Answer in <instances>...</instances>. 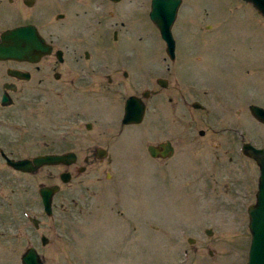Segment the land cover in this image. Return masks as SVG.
Listing matches in <instances>:
<instances>
[{
  "label": "rangeland",
  "instance_id": "1",
  "mask_svg": "<svg viewBox=\"0 0 264 264\" xmlns=\"http://www.w3.org/2000/svg\"><path fill=\"white\" fill-rule=\"evenodd\" d=\"M38 3L34 9L37 5L29 8L21 0H3L0 32L30 22L64 51L94 50V42L100 51L99 36L112 38L121 27L124 40L112 38L103 50L124 60V66L108 60L107 70L124 69L128 76L120 74L111 89L95 92L15 96L21 105L15 129L8 139L7 130L0 131L8 156L72 150L80 164L85 156L94 163L86 171H71L70 185L55 196L49 217L39 188L61 183L60 173L69 168L21 173L0 153V264H22L30 246L45 264H246L247 209L256 201L260 170L242 144L264 147V124L249 109L264 107L263 16L244 0H182L171 60L149 17L151 0ZM160 77L168 80L166 88L158 85ZM147 89L157 93L145 100L143 122L123 125L125 100ZM195 101L204 108L192 107ZM41 106L50 107L42 121ZM37 122L45 131L29 133ZM165 140L172 141L175 155L152 158L148 145ZM99 147L108 150L104 159L96 157ZM95 202L101 206L98 215ZM29 216L40 219L39 229ZM42 235L49 238L46 245Z\"/></svg>",
  "mask_w": 264,
  "mask_h": 264
},
{
  "label": "water",
  "instance_id": "2",
  "mask_svg": "<svg viewBox=\"0 0 264 264\" xmlns=\"http://www.w3.org/2000/svg\"><path fill=\"white\" fill-rule=\"evenodd\" d=\"M118 2L120 0H112ZM252 4L255 9L264 17V0H245ZM182 0H151L150 19L158 28L162 39L166 43V52L174 60L176 57V40L173 35V25L177 19L179 8ZM63 15H59L62 17ZM53 47L41 35L38 28L33 24L21 25L10 28L2 32L0 40V59H14L20 61L38 62L44 54L51 52ZM24 76L22 72H16ZM127 75V72H125ZM157 82L162 87L168 86V81L159 78ZM151 91H144L141 96L131 95L126 99L124 107V116L122 123L124 125L140 124L146 113L145 99L149 98ZM7 96H4V101ZM196 108L202 105L198 102L193 104ZM252 115L264 123V108L262 106L250 105ZM92 128L91 124L87 126ZM200 134L204 135V131ZM245 154L254 159L259 166L260 176L258 182V191L256 193V202L248 208L249 213V230L251 233V245L249 249L247 264H264V147L258 148L250 142L243 144ZM148 151L153 158H171L174 155L175 148L170 140L158 144H150ZM3 157L7 164L13 169L22 172H37L45 165H69L76 161V153L68 152L64 154H44L38 155L32 159H13L2 151ZM107 156V150L98 148L97 157L104 158ZM71 179L69 172L61 174V180L68 182ZM59 190V185L42 186L40 195L45 206L47 214L52 215V201L54 194ZM32 221L38 226L36 218ZM208 235H213L212 229H207ZM43 243H48V238H42ZM189 242H195L194 238H189ZM22 264H45L42 256L35 247H29L21 257Z\"/></svg>",
  "mask_w": 264,
  "mask_h": 264
},
{
  "label": "flooded vegetation",
  "instance_id": "3",
  "mask_svg": "<svg viewBox=\"0 0 264 264\" xmlns=\"http://www.w3.org/2000/svg\"><path fill=\"white\" fill-rule=\"evenodd\" d=\"M3 0H0V3ZM11 4L15 3L16 0H8ZM23 3L29 8L34 9L38 7L40 3L39 0H21ZM45 4V3H42ZM46 5V4H45ZM65 16V15H64ZM64 16L62 18H64ZM27 24H30L27 23ZM121 25L124 26V22H121ZM0 32V39H1ZM100 39L106 38L108 39L106 45H99L100 51H96L97 42H94L93 48L94 50L84 49L82 51H64L58 47H55L52 40H46L53 47L51 52H48L43 55L41 60L38 62L31 61H20L13 59H0V131L3 132L7 130V134L4 137H9L10 132H13L15 127L14 122L16 121L17 112L20 110V103L15 96L20 92L25 91H35V92H47V91H58V92H95L101 87L110 88L115 86L116 79L120 76L124 78V69H117L116 72L112 73V70H107L109 63L108 60H115V62L122 64L124 66V60L119 57H109L108 51L103 50V48L110 47L111 39H115L116 42L124 40V32L119 29H114L112 33V38L99 36ZM114 58V59H113ZM121 60V62H120ZM109 71V72H107ZM16 72H22L24 76H20L16 74ZM95 95V94H94ZM4 96H7V100L4 101ZM13 108V109H11ZM49 106H41L38 112L39 117L46 116L49 112ZM20 113H24V111H20ZM43 123L37 122L31 124L28 127L27 131L29 133H35L38 130L45 131L42 128ZM31 128V129H30ZM31 145V144H30ZM7 147H0V151H8ZM66 152L72 150H64ZM98 151V148H97ZM64 153V152H62ZM46 154V153H44ZM40 155V154H38ZM76 161L72 164L66 165L69 169H66L65 172H69L71 174L72 180V170H79L81 172L86 171L87 168L94 163L91 162L88 156L83 158L84 164H80V159L78 154L76 153ZM97 157V156H96ZM59 166V165H56ZM42 169V168H41ZM40 169V170H41ZM62 172L60 173L61 176ZM53 183L50 185L57 184L59 185V190L53 197V213L52 215H48L45 211V207L40 196L41 204L43 207V211L46 216L52 217L54 214V199L56 195H59L63 190L66 189L67 185L70 183ZM43 186V185H42ZM40 195V194H39ZM78 204V203H77ZM118 204V202H115ZM93 211L98 215L101 210L100 204L95 202L93 205ZM64 207V206H63ZM83 206L81 208L78 207L79 211H83ZM81 214V212H78ZM120 217L121 223L124 224V217L122 210H119L117 213ZM92 215V214H91ZM32 218H36L38 222V226ZM29 221L35 226V228L39 229L41 227V221L37 217L29 216Z\"/></svg>",
  "mask_w": 264,
  "mask_h": 264
}]
</instances>
